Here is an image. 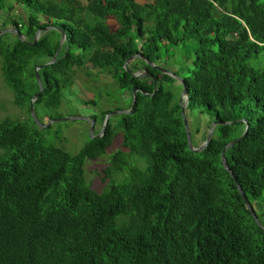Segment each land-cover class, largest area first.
<instances>
[{
	"label": "trees",
	"instance_id": "16d2710c",
	"mask_svg": "<svg viewBox=\"0 0 264 264\" xmlns=\"http://www.w3.org/2000/svg\"><path fill=\"white\" fill-rule=\"evenodd\" d=\"M16 2L28 11L5 16L2 25L9 21L24 41L0 35L1 75L15 106L29 113L38 91L33 69L58 45L54 30L30 44L35 30L48 25L62 28L65 39L55 60L38 69L42 90L33 109L58 105L74 68L86 63L126 90L129 105L132 86L145 94L136 91L133 112L109 117L103 133L86 137L74 153L45 142L30 114L32 125L0 120V264H264V230L220 158L243 131L238 119H246L245 135L224 159L254 211L264 191V67L249 60L264 58V0ZM135 53L155 64L178 54L181 63L171 71L187 89V113L196 108L236 122L215 125L203 149L189 150L172 94L177 81L140 58L125 70L124 60ZM139 64L155 76L154 92L151 78L131 76ZM108 111H99L100 123ZM198 132L195 125V146ZM117 135L125 151L111 154L104 170L110 180L95 190L83 164Z\"/></svg>",
	"mask_w": 264,
	"mask_h": 264
},
{
	"label": "rangeland",
	"instance_id": "374dc122",
	"mask_svg": "<svg viewBox=\"0 0 264 264\" xmlns=\"http://www.w3.org/2000/svg\"><path fill=\"white\" fill-rule=\"evenodd\" d=\"M15 1L16 0H3L4 7L0 10V20H4L5 16L8 15L16 17L14 14V8H18L17 11L19 13L17 14L22 17L24 13L28 11V8ZM81 1H83L84 3L86 2V0ZM137 1L139 3H144L150 2L151 0ZM19 6L21 8H19ZM6 23L8 25L9 21H7ZM107 24L109 25L110 29L116 28V24H114V21L112 19H109L107 21ZM1 27L2 26L0 24V28ZM53 27L54 29L50 30L56 31L55 28L57 26ZM51 38L55 40L56 35H52ZM57 39L59 38L57 37ZM63 42L64 40L62 41V43ZM62 43L60 44V49H62L63 47ZM180 59L181 57L176 54V57H170V60L166 64H164L162 61H158L159 63L156 64L169 70H176L179 63H181ZM249 64L254 67H264V58L261 57L259 60L252 58L249 60ZM139 66L140 68L138 70L144 71L143 65L139 64ZM96 71V68H93L89 63H86L80 68H74L70 80H68L67 84L65 85L66 87L64 86L62 89L59 104L55 106H45L42 105L43 103H40L33 109L38 123L41 124V126L36 124L37 131L45 142H54L55 146L60 147L68 153H74L80 146H82V144L86 140V137H88V123L83 120H54L55 118L76 116L92 119L93 134H96L99 132L102 126V123L99 122V111L111 109L114 102V105H116V107H127L129 105V93L126 90H121L115 83V81L109 77L108 74ZM91 75H94L95 77L91 78ZM172 78L176 81L174 77ZM171 88L173 92V98H178L179 101L181 86H178V83L174 82L171 84ZM118 109L125 108L122 107ZM114 110L115 109H112L110 111ZM28 115L29 113L26 111L25 107L19 108L13 104L12 94L2 78L0 69V120L4 117H9L11 119L17 118L19 120L26 121L28 125H32V120L30 121ZM186 115V119H188L187 124L191 138V144L193 145V147H196L193 128L195 127V125L199 126V132L196 135L198 137L197 145H199L204 140V135H206V132L211 125L213 118L209 113H199L196 108L188 113L186 110H184V116L186 117ZM109 117L110 122H114L118 119V114L114 113ZM120 142V136H115L112 143L108 147H106L102 155H100L96 159L85 160L83 164L84 177L91 188L100 191L105 186V184L109 182L110 176H106L104 170L109 164V159L113 152L118 149L125 151V148L120 146ZM128 160L130 163L136 164L140 167L144 164L142 159H137L136 157H131ZM113 175L114 174L112 173V176ZM112 178L114 180H117L118 178H121V176L114 175ZM263 196L264 191L258 199L253 201L256 219L259 221L262 227H264Z\"/></svg>",
	"mask_w": 264,
	"mask_h": 264
},
{
	"label": "water",
	"instance_id": "95a60500",
	"mask_svg": "<svg viewBox=\"0 0 264 264\" xmlns=\"http://www.w3.org/2000/svg\"><path fill=\"white\" fill-rule=\"evenodd\" d=\"M50 29H54V27L52 25H48V26L42 28V30L41 29H36L35 32H34V35H33L32 42L30 44H33L38 39V37L40 36L41 32H44V31H47V30H50ZM55 29H56V31L59 32L58 46L56 47L54 53L52 54V56L50 57V59L47 62H45L43 64H38L33 69L34 78H35V82L37 84L38 91H37V93L33 94L31 96V98L29 99L28 108H29V114H30L31 119L33 120V122L35 124H37L39 126H41V124L38 123V121H37V119H36V117L34 115V111H33V102L37 98L38 93L42 90V83H41V80H40V77H39V74H38V69H40L42 66H45L47 64L52 63L55 60L56 55H57L58 50H59V46L62 43V41L65 39V33H64L63 29L60 28V27H56ZM4 33H14V34L17 35V37L21 41H24L23 35L15 28H5V29L0 30V35H2ZM134 58H140L146 64H148L152 68H155L160 73L167 74V75H170V76L174 77L176 79V81L181 85V91H180L178 104L180 106V117H181V120H182L184 132H185V138H186L187 147H188L189 150H191L193 152H198L201 149H203L206 146V144L208 143V141L210 140L211 134H212V130H213V127L215 125H218V124H231V123L236 122L235 120L232 121V122H229V121L219 122L217 120H213L211 125L209 126L207 132H206V135H205L204 140L202 141V143L197 145L196 147H193L192 144H191V140H190V136H189V130H188V127H187V124H186L185 116H184V110H185V106H186V103H187V93L188 92H187L186 87L182 83L181 77L176 75V74H174L172 71H170V70H168V69H166V68H164V67H162L160 65L154 64L150 60H147L145 57L140 56L137 53L130 55L129 57H127L124 60L123 67H124L125 70H127L126 64L130 60H132ZM131 76L138 77V78H140V77H149V78H151L152 81H153V92L155 91V88H156V78H155V76H152L150 73H148L146 71H142V70H138L137 72L131 73ZM136 91H139L140 93L145 94L144 91H141L139 88H136L135 86H132V88L130 89L131 102H130L129 108L128 109H115L114 111H109L108 113H106L104 115V117H103L102 126H101L99 132L96 133V134H93V120L92 119L83 118V117H76V116H68V117L55 118L54 120H83V121H86L88 123V125H89L88 138H97L103 133L105 124H106L107 119L109 118V116H111L114 113H117V114H121V113H123V114H131L133 112ZM238 120L244 123L243 131L238 137L230 140L229 142H227L223 146V148L220 151L221 163H222L223 168L226 169L228 171L229 175L232 177L233 182L236 185L237 191L240 194V196H241L246 208L248 209L250 215L252 216V219L254 220V222L257 225H260L259 221L256 219V216H255V213H254V211L252 209L251 204L247 201L246 197L244 196L243 192L241 191L240 187L238 186L237 181L233 177V175L230 172V170L227 168V165H226V162H225V159H224V151H225V149H227V148L231 147L232 145H234L235 143H237L245 135V133L247 131V126L248 125H247L246 119H238ZM262 229L264 230V227H262Z\"/></svg>",
	"mask_w": 264,
	"mask_h": 264
},
{
	"label": "crops",
	"instance_id": "0c3cea01",
	"mask_svg": "<svg viewBox=\"0 0 264 264\" xmlns=\"http://www.w3.org/2000/svg\"><path fill=\"white\" fill-rule=\"evenodd\" d=\"M76 1H78V2H79L80 4H82V5H83V3H84V2L81 1V0H76ZM15 2H16V1H15ZM85 3H86V2H85ZM85 3H84V4H85ZM19 8H21V7L19 6ZM14 10H15V11H14L15 14L19 13V12L17 11L18 8H16V9L14 8ZM24 15H25V13H24ZM24 15H23V16H24ZM3 22H4L3 20H0V24H1V25L3 24ZM5 24H6V26H5ZM2 26H3V27L5 26L3 29H5V28H12L11 26L7 25L6 22H5L4 25H2ZM0 29H2V28H0ZM44 32H45V31H44ZM41 33H43V32H41ZM57 46H58V45H57ZM59 49H60V46H59ZM58 51H59V50H58Z\"/></svg>",
	"mask_w": 264,
	"mask_h": 264
},
{
	"label": "flooded vegetation",
	"instance_id": "af4514ba",
	"mask_svg": "<svg viewBox=\"0 0 264 264\" xmlns=\"http://www.w3.org/2000/svg\"><path fill=\"white\" fill-rule=\"evenodd\" d=\"M156 65H157V64H156ZM164 68H165V67H164ZM166 69H167V68H166ZM143 70L146 71V70L144 69V66H143ZM168 70H169V69H168ZM137 71H138V70H135L134 72H137ZM170 71H171V70H170ZM146 72H147V71H146ZM131 73H133V72H131ZM148 73H149V72H148ZM150 74H151V73H150ZM119 100H120V99H119ZM114 103H115V102H114ZM114 103H113V107H112L111 109H109V110H112V109H118V106L116 107V105H114ZM119 104H120V103H119ZM106 110H107V109H106ZM108 112H109V111H108ZM108 112H106V113H108ZM106 113H105V114H106ZM105 114H104V115H105Z\"/></svg>",
	"mask_w": 264,
	"mask_h": 264
}]
</instances>
